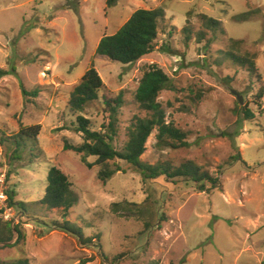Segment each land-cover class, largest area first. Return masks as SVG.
<instances>
[{"label": "rangeland", "instance_id": "obj_1", "mask_svg": "<svg viewBox=\"0 0 264 264\" xmlns=\"http://www.w3.org/2000/svg\"><path fill=\"white\" fill-rule=\"evenodd\" d=\"M139 8L164 12L156 49L132 64L98 54L100 39ZM245 12L249 19L235 20ZM200 14L220 20L224 31L206 29ZM200 31L205 38L198 43ZM229 50L253 56L255 72L234 64ZM92 64L104 87L81 113L72 112L70 93ZM151 64L170 78L172 88L157 101L188 145H157L154 130L142 162L193 163L218 180L216 187L199 191L185 177L175 184L165 176L144 180L118 158L109 164L120 171L102 182L99 165L88 167L64 148L65 140L82 143L74 130L78 114L97 131L112 114L113 145L123 151L131 124L152 113L134 99ZM261 87L264 0H115L110 7L107 0H0V139L7 138L0 143L14 205L26 215L18 225L22 237L0 243V264H264V97H255ZM119 94L123 103L113 114L104 100ZM20 124L41 128L15 150L8 136ZM52 166L67 174L78 196L66 217L39 204Z\"/></svg>", "mask_w": 264, "mask_h": 264}, {"label": "trees", "instance_id": "obj_2", "mask_svg": "<svg viewBox=\"0 0 264 264\" xmlns=\"http://www.w3.org/2000/svg\"><path fill=\"white\" fill-rule=\"evenodd\" d=\"M114 1L115 0H107L108 6H112ZM163 18L164 12L161 8H139L135 10L117 32L111 35H105L100 39L96 52L122 64H132L138 61L140 58L152 53L156 49L155 42L159 33V22ZM199 18L206 29L210 31H224L220 25V20L209 17L206 14H200ZM247 19H249L247 12L235 17L236 21ZM184 31L187 32L185 36L186 40L191 38V30L185 27ZM196 37L198 40L197 42L200 43L205 38L204 32H197ZM160 48L162 51L171 53L168 44L163 43ZM225 54L234 64L246 66L249 71L252 73L255 72L256 67L253 56L236 53L231 50L225 52ZM103 87L104 83L92 64L70 93L67 103L70 111L81 113L87 103L98 99L99 92ZM171 88L170 78L157 65L151 64L143 71V75L134 94V99L139 107L146 111H152V113L149 117H137L135 122L131 124L128 130V140L123 147V151H118L113 145V138L116 135L115 124L117 119L114 118L112 114L109 115L107 125H103L105 128L104 131L93 130L90 126L89 119L78 114L74 130L80 133L82 143L80 145H73L65 140L64 148L66 150H73L79 154L81 161L88 167L99 165L100 170L98 171V178L102 182H106L110 179L115 171H120L117 166L115 169H112L109 164L110 161L118 158L138 169L144 180L165 176L171 179V182L175 184L176 179H183L185 177L191 180L199 191L208 190L207 183L210 184L211 188L216 187L218 180L211 177L207 172H202V170L193 163H184L178 167H174L168 163L149 165L143 163L141 160V156L146 150V142L154 130L156 131L155 138L157 140V145L171 148L185 147L188 145L185 140L186 133L177 128L173 122L166 120L165 112L161 109L157 101V97L162 90ZM23 93L27 95L29 92L23 88ZM35 93H37V91H34L32 94ZM255 97L257 100H262L264 97L263 87L259 89ZM104 102L108 110L115 114L123 103L122 94L117 95L113 99H105ZM258 105L260 106V104ZM242 114L244 119H249L253 116L252 111L247 107L243 109ZM40 128V124H20L18 132L8 136L13 139V143L16 146L15 150H17L20 145H24L26 143L25 141L28 139H37ZM63 129L64 128H60L59 130ZM6 140L7 138L0 139L1 142ZM89 156H94L95 160L89 162ZM46 179L47 185L39 204L45 206L47 209H61L64 217H66L70 208L78 201V196L72 189V183L69 177L60 168L52 166L48 170ZM8 196L10 201L15 204L14 190L9 189ZM0 222L4 223V225L0 227V243H2L3 246L15 244L16 241L11 243L14 234H17V240H19L20 236L22 237L20 234L21 231L18 229L20 227H11L8 222H3L1 220ZM88 241H91V239L79 238V242L81 243ZM20 264H27L26 260ZM100 264H104V262Z\"/></svg>", "mask_w": 264, "mask_h": 264}, {"label": "built area", "instance_id": "obj_3", "mask_svg": "<svg viewBox=\"0 0 264 264\" xmlns=\"http://www.w3.org/2000/svg\"><path fill=\"white\" fill-rule=\"evenodd\" d=\"M8 165L5 161L3 148L0 144V220L8 222L12 227L21 225L25 220V212L14 205L8 196Z\"/></svg>", "mask_w": 264, "mask_h": 264}, {"label": "water", "instance_id": "obj_4", "mask_svg": "<svg viewBox=\"0 0 264 264\" xmlns=\"http://www.w3.org/2000/svg\"><path fill=\"white\" fill-rule=\"evenodd\" d=\"M238 100H239L240 103H242V101H243L241 96H238Z\"/></svg>", "mask_w": 264, "mask_h": 264}]
</instances>
